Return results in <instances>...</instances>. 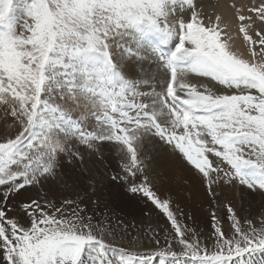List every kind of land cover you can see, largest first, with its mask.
Listing matches in <instances>:
<instances>
[{"label":"snow or ice","instance_id":"6c2138e0","mask_svg":"<svg viewBox=\"0 0 264 264\" xmlns=\"http://www.w3.org/2000/svg\"><path fill=\"white\" fill-rule=\"evenodd\" d=\"M230 8L0 0V264H264V0ZM177 181L210 198L209 231ZM114 195L157 227L89 213Z\"/></svg>","mask_w":264,"mask_h":264},{"label":"bare ground","instance_id":"6f19581e","mask_svg":"<svg viewBox=\"0 0 264 264\" xmlns=\"http://www.w3.org/2000/svg\"><path fill=\"white\" fill-rule=\"evenodd\" d=\"M259 3V0H256ZM235 3L237 7H240L243 4L251 5L252 0H202V4L204 10L208 14L219 13L222 14L224 19L230 20L232 10L230 5ZM260 27H264V25H260ZM242 41V35L236 40V43L239 44ZM2 114V113H0ZM10 122V121H9ZM113 166H115V161H112ZM150 176L153 174L150 173ZM154 179V177H153ZM156 188L161 194V196H166L169 194V191H166L167 185H161L158 181H155ZM71 181L68 182L69 186L67 188L63 187V185H59L56 190L55 199L57 201V206L64 199H75V195L72 194L73 189L71 187ZM191 187V185H189ZM106 192L109 190H105ZM171 195L174 199L179 200L183 211L186 214H191L195 224L193 226L198 227V229H204L205 232L210 229V198H208L203 190L199 188V186L192 187L191 196L185 186H183L179 181L171 187L170 189ZM228 193V190H225ZM35 195V192H33ZM229 199H232L235 205L239 208L241 202L237 195V190L233 189L230 192ZM126 198L123 195H114L109 201L107 197L102 198L99 206L93 205L90 202L88 204L89 213L95 212L97 214L96 219H100L104 221L105 226L107 227L109 224L110 228L117 229L118 231L124 230V225H127L130 232V235H137L139 232H144L148 230L152 225L157 227V220L155 214L151 218L142 217L138 208L129 206L126 202ZM20 201H11L10 206L13 207V211L8 213L9 216H22V213L18 211ZM142 207V205H140ZM247 208V204L244 205ZM226 210L218 211V215L224 217ZM102 214V217H101ZM241 215H249V218L253 219L254 223L258 226L257 217L259 216V211L254 207L250 213L242 212ZM224 220H222V224H224ZM122 222V223H121ZM135 222V227H133V223ZM159 223H163V220L159 221ZM191 223V222H190ZM226 226V224L224 225ZM119 239V238H118ZM128 239V237H127ZM129 240V239H128Z\"/></svg>","mask_w":264,"mask_h":264},{"label":"rangeland","instance_id":"374dc122","mask_svg":"<svg viewBox=\"0 0 264 264\" xmlns=\"http://www.w3.org/2000/svg\"><path fill=\"white\" fill-rule=\"evenodd\" d=\"M101 217H102V214H101ZM151 228H155V226L152 225ZM128 229H130V228H128ZM110 230H114V231H115L116 233H118V234H121V233H123V231H124V230H123V231L121 232V231H118L117 229H113V228H110ZM141 234H143V232H142ZM131 236H134V235H129V236H128V239H129V240H131ZM118 238H119V236H118ZM141 250H142V249H141Z\"/></svg>","mask_w":264,"mask_h":264}]
</instances>
